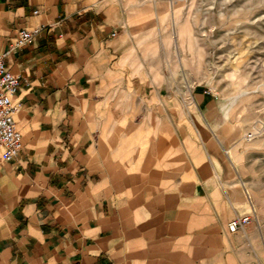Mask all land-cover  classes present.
<instances>
[{
    "label": "crops",
    "instance_id": "crops-1",
    "mask_svg": "<svg viewBox=\"0 0 264 264\" xmlns=\"http://www.w3.org/2000/svg\"><path fill=\"white\" fill-rule=\"evenodd\" d=\"M168 4L0 0L24 143L14 161L0 152V264H264L262 225L228 227L253 214L213 132L217 100L195 87L185 112L155 77L163 52L143 23ZM134 87L146 112L118 94Z\"/></svg>",
    "mask_w": 264,
    "mask_h": 264
},
{
    "label": "rangeland",
    "instance_id": "rangeland-1",
    "mask_svg": "<svg viewBox=\"0 0 264 264\" xmlns=\"http://www.w3.org/2000/svg\"><path fill=\"white\" fill-rule=\"evenodd\" d=\"M158 10V18L143 23L154 34V51L163 52L154 54L162 67L155 77L171 84V96L185 112L196 111L195 87L217 100L213 132L222 157L234 163L251 222L264 234V0H169ZM145 89L121 88L118 94L136 97L138 110L146 112ZM183 122L187 132L194 126L192 118Z\"/></svg>",
    "mask_w": 264,
    "mask_h": 264
},
{
    "label": "built area",
    "instance_id": "built-area-1",
    "mask_svg": "<svg viewBox=\"0 0 264 264\" xmlns=\"http://www.w3.org/2000/svg\"><path fill=\"white\" fill-rule=\"evenodd\" d=\"M41 30V26L20 29L12 49H19L34 42ZM7 55L8 52L0 53V152L4 160L14 161L19 158L24 147L23 134L16 122L18 112L16 98L21 85V78L8 67ZM252 136L250 134V137ZM251 220L249 215L237 217L229 222V230L236 232L250 223Z\"/></svg>",
    "mask_w": 264,
    "mask_h": 264
}]
</instances>
